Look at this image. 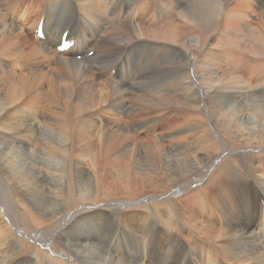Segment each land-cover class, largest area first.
I'll return each mask as SVG.
<instances>
[{
  "label": "bare ground",
  "instance_id": "obj_1",
  "mask_svg": "<svg viewBox=\"0 0 264 264\" xmlns=\"http://www.w3.org/2000/svg\"><path fill=\"white\" fill-rule=\"evenodd\" d=\"M194 1L195 8L190 9V5L194 4L190 0H0V83L5 84L11 95L0 103V115L19 110L29 118L25 123L26 133L8 135L25 141L30 154L38 157L35 158L38 165L40 157L53 158L61 164L66 163L73 150L97 148L99 166L104 167L103 164L108 165L106 157L110 156L115 142L113 134L131 140L119 151L126 158L140 156L146 146L154 143L159 146L157 155L168 170L169 189L163 190L160 182L153 185V195L148 197L151 204H144L143 209H153L158 203L164 211L160 222L167 230L169 259L163 264H264V201L260 199H264V109L255 108L251 112L249 107L253 104L247 106L251 100L256 102L259 99L256 97L262 94L254 96L243 92L247 85L232 92L230 84L222 86L225 80L220 84L221 88L212 86L210 90L213 94L206 98L198 95L202 89L198 85L195 89L198 96L191 100L188 97H191L194 88L183 84L188 83V72L198 61L199 52L195 51L192 55L189 47L195 50L200 46L204 49L212 46L214 33L222 26L226 29L232 27L233 31L236 18H247L249 15L262 17L257 27L247 23L249 30L254 29L252 35H258L261 45L259 41H254V37L250 41L251 47L246 50L264 57V0ZM8 15H11L10 19ZM42 20L44 40L37 36L36 40H32L21 29L32 25L36 31ZM238 23L241 25L242 22ZM64 31H69L75 46L60 53L57 47ZM242 33L239 31V36H233L235 39L230 44L227 39L226 47L241 44L245 38L241 39ZM91 52L94 55L89 56ZM205 77L206 74L200 75L202 81ZM221 89L229 92L221 93ZM203 101L217 105L218 109L206 108ZM180 104L182 108L179 110ZM76 113L79 115L75 116ZM104 114L110 115L113 120L104 117ZM137 117L139 120L128 122L129 118ZM226 119L234 136L223 130L222 122ZM50 120L56 122L57 137L44 139V133L51 129ZM90 122L102 124L99 127L102 150L89 138L96 132L95 127L87 130ZM161 129L172 132L161 134ZM73 137L77 141L86 139V143L90 139L92 142L84 143L85 146L78 142L80 147L77 145L79 148L74 149L76 140ZM36 150L40 151L38 155L34 154ZM38 165L37 169L46 172ZM67 165L72 176L73 167L70 163ZM179 166L191 169L197 178L180 182ZM95 172L97 174V170ZM14 174L25 175L16 168L11 175ZM95 179L97 181V176ZM35 180L38 186L40 182L36 176ZM95 183L88 185L95 187ZM71 185L61 190L60 197L57 195L54 199L60 201L67 191L74 198ZM19 195L27 213L29 207L26 205L31 203L30 191L26 194V190H22ZM74 200L69 204L72 205ZM128 203L133 204V201ZM35 205L41 207L38 202ZM83 208L70 214V221L88 211L113 209V203H107L103 209L93 205ZM152 209L150 213H153ZM73 210L57 211L53 215ZM159 214L162 217V213ZM9 216L0 207V221L9 222ZM35 216L38 226L34 227L47 225V222H41L40 213ZM138 223L140 225L139 219ZM126 228L129 227L126 226L125 231ZM32 230L28 227L17 229L15 238L23 246L31 245L30 239L38 234L34 230V235ZM95 241L96 237L91 247L89 242L76 239L77 248L70 251L73 253L72 258L69 257L71 264H79L77 260L81 258L87 260L89 255L86 256V253L92 249L102 254L89 259L93 264L107 263V259L110 264H116L115 256L104 247H96ZM45 246L48 250L44 253L35 250L45 256L39 259L63 264L66 251L61 248V243ZM4 254L0 252V264H7L9 258ZM155 259L150 254L148 263L141 261L139 264H156L158 260Z\"/></svg>",
  "mask_w": 264,
  "mask_h": 264
},
{
  "label": "rangeland",
  "instance_id": "obj_2",
  "mask_svg": "<svg viewBox=\"0 0 264 264\" xmlns=\"http://www.w3.org/2000/svg\"><path fill=\"white\" fill-rule=\"evenodd\" d=\"M194 2H195L194 0H190L191 4ZM195 4L196 3H194L193 6L190 5V9L195 8L194 6ZM10 17L11 15L10 16L8 15V19H10ZM242 18L244 20L246 19V21H243ZM242 18L241 17L240 19L236 18L237 24L236 23L235 24L238 26H236L235 24L233 26V29L235 28L234 30H237L236 29L237 27L239 28L236 31V33H234L235 32L234 30L232 31V27L231 29H229V27L226 29V26H222L219 31L214 33L213 35L214 38L211 41L212 46L206 47L205 49L200 46L199 49L195 48V50H193L194 48L191 49L189 47V50L192 55L195 51L197 53L199 52V54L197 56L198 61H196L195 66L188 72L189 73L188 77H190L187 80L188 83H183L186 85L190 84L194 88L193 94L191 95V97L189 96L188 99L197 97L198 95H201V98L202 97L206 98L208 95L213 94V92L210 90L212 86L218 85V87L221 88L220 84L226 80V82L223 83L222 86H224L225 84H230L231 87H233V89L231 90L232 92H236V90H242L244 86L247 85L246 86L247 88H244L245 91L243 92H248L249 94H252L254 96H256L258 93H261L262 96L256 97L259 98L257 99L256 102L251 100V104L248 103L247 106L248 105L251 106L253 104L251 107L248 106L249 108L252 109L251 112H254L256 110L255 108L258 109L263 107L262 109H264V89H263L264 88V61H263L264 57L262 55L259 57L257 55L250 54L251 53V52L249 53L250 50L249 51L246 50V48L251 47L250 41L253 40L254 37H255L254 41H259L257 40L258 35H252L254 29L249 30L247 28V23L250 22L252 23L253 26L257 27L260 24L262 17H259L257 15L256 16L249 15L247 16V18L246 17H242ZM227 22L229 21H226V23ZM238 22H242L241 25ZM242 25L245 26L243 27ZM21 29L23 30V32H25V34L27 33L29 35L30 39L36 40L37 30L34 31L32 29V25L23 26V28ZM229 30L231 32H229ZM244 30L246 31L244 32ZM239 31L240 32L243 31L240 37L241 39L245 37L244 38L245 40L242 39L241 44H238V46H236L237 44H235L232 45V47H230V45L229 47H226L228 46V43L229 44L232 43L233 40L235 39L233 36H239L241 34V33L239 34ZM243 34L245 36H243ZM227 36H229V38H226ZM223 38L224 39L226 38L225 42ZM227 39L229 40L232 39V41L230 42L228 40V43H226ZM222 43L225 44L223 45L225 46L224 48L225 50L222 47ZM258 43L259 45H261L260 41ZM192 44L195 45V42H193ZM214 46L215 47L217 46L216 47L217 49L214 48ZM202 55L204 56L202 57ZM248 59L250 62L248 61ZM260 61H263V63ZM252 62H253V66H252ZM201 74H206L207 76L203 81L200 78ZM238 83L241 84V87H239L240 84ZM198 85H200L202 89H201V93H199L196 96L195 89ZM0 89H1L0 103H3L4 100L10 97L11 95L4 83H0ZM223 90L221 91V93L229 92L228 90L225 89ZM204 94L207 95L205 96ZM258 100L260 101V103ZM204 101H203V106H205L206 108L218 109L217 105L205 104ZM256 103L259 104L256 105ZM181 108H182V104H180L179 110ZM10 114H12V116H10ZM22 114L24 115V113L20 112L19 110H16L14 112H10L9 114L0 115L1 130H2L0 131L2 133V134L0 133V207L4 208L10 214L9 222L0 221V252L2 254L5 253L4 255L7 258H9L8 260L11 261L10 262L7 260L6 263L7 264H56L55 262H52L49 259H47V261L45 258L43 260L39 259V257L42 256L41 258H43L45 256H43L41 253H36L35 250L39 249L44 253L45 252L44 250H48L45 244L54 246V244L56 243H61L62 246L61 248L66 251L64 254L67 255V256L63 255V260H64L63 264H69V263L71 264L70 259L73 256V253L71 254V252L73 251L72 248H77L76 239L79 238L82 239L84 242L87 241L90 243V246L92 247L94 237L97 238V241H95L96 247H102V248L104 247L103 248L104 250H106L113 257L115 256L116 264H139L141 261L143 263H148L147 260L150 254L153 255L154 259L156 258L155 261L158 260L156 261V264H163L164 261H166L167 263L169 259V253L167 247L168 246L167 230L166 228L163 227L165 225L160 222V220L164 218V211L157 202L155 203H157V206L158 205L160 206L158 207L160 209H158L157 206H155L156 209L155 208L143 209L144 204L147 203L151 204V202L148 200V197L153 195V191L151 189L153 185L160 182L163 190L169 189L168 170L166 168V164L157 155L160 152L159 146L155 145L154 143L149 144L148 146L145 147L144 152L140 156H137L133 159L126 158L123 157L121 153H119V151L124 145L129 143L131 140L127 139L126 137L119 136L118 134H113L115 138V142L111 146L110 156L106 157L108 161V165H106V163L104 162L105 163L103 164L104 167H100L97 148L81 151L83 148L81 149L79 148L80 146L78 145V142L80 144L81 143L84 144L86 139L84 141L83 140L80 141L78 139L79 141H77L76 137H73L74 138L73 140H76L74 142L77 143V144L75 143L74 149H76L79 146L78 148L80 150L79 149L73 150L72 155L67 157L66 163L59 164L53 158L52 160H50V158L48 157H40V164L38 165L37 161L35 160V158L38 157L30 154L29 151L31 150L27 148L26 143H24L25 141L12 139L8 135L22 131L23 132L21 134L26 133L25 126L29 118H26V115H24L25 116L24 117ZM78 115L79 113L75 114V116ZM103 116L113 120L110 115L104 114ZM12 117H14V119ZM135 119L139 120L138 117L129 118L128 122H132ZM17 122H19L20 124H18ZM50 124H51V129L48 130L47 133H44L45 135L44 139H54L55 137H57L55 135L56 122L50 120ZM222 124H223V130L228 134L234 136V131L231 127L229 120L226 119V122H222ZM101 125H102L101 123L90 122L86 126V128L88 131H91L92 127L96 128V132L93 135L89 136V138L93 139L92 141H95L96 145L102 150V147L100 146L102 143L101 135L99 133L100 132L99 127ZM106 125L108 126V124ZM171 132L172 130L169 129L160 130L161 134H169ZM44 139H42L43 143L46 144L44 142ZM90 139H88L85 144L92 142ZM166 139H168V137ZM139 140H145V139H139ZM34 152H36L34 154L38 155L40 151L38 152V150H36ZM67 163H70L73 167L72 176H70ZM36 165H38L42 170L51 173L53 176L50 177L46 172L40 171L39 169H37ZM14 168L24 173L25 175H20V174L11 175ZM95 170H97V174ZM179 174H180L179 175L180 182L197 178V176L193 174L191 169L182 166H179ZM35 176L37 177V180L40 182L38 186L35 184L36 181ZM96 176L98 178L97 181L95 179ZM94 182H96L94 184L95 187H90L88 185V183L93 184ZM69 184H72L70 190L73 193H75L74 198L73 196H71L70 192L67 191L62 194L60 201H56L54 198L57 197V195L59 196L60 191L65 190ZM22 190H26V194H28L30 191L31 203H28L29 206L26 205L27 207H29L27 213H25L22 205L23 203L20 201L21 196L19 195V192ZM176 191L178 190H175V192ZM180 197L181 196H178L177 198ZM72 199L75 200L74 203L70 205L69 203L71 202ZM260 199L261 202L262 200L264 201V199L262 198ZM129 200L133 201V204L128 203ZM36 202L40 203L41 207H36L35 205ZM109 202L113 203V209L99 210L96 212L88 211L76 215V217L72 219V221H70L68 217L70 214H73V212H78L79 210L84 209L83 206L93 205L96 206L97 209H103L105 205ZM66 209H74V210L69 211L68 213L53 215L56 214L57 211L62 212L63 210ZM150 209H152L154 214L150 213ZM37 213H40L42 216V218L40 217L41 222H47V225L34 227V226H38V223L36 221L37 215L35 216V214ZM90 213H92L91 217L89 216ZM159 213H162V217ZM65 214L68 215L65 216ZM48 215L51 216L48 217ZM131 215L133 217H131ZM157 218H159L158 219L159 221L157 220ZM127 219H129L130 221H127ZM138 219L140 225L138 223ZM48 221L49 222L51 221L52 223H49ZM121 222L125 224H122ZM126 223L129 224L126 225ZM156 224L162 226L160 227ZM126 226H128L129 228L128 229L126 228L127 230L125 231L124 228ZM27 227L29 230L31 228L34 229L36 232H38V234L30 239V242H32L31 245L23 243L24 246H26L24 247L22 245V242L15 238L16 236L15 230L17 231V229L27 228ZM54 228L57 229L55 230ZM79 229H81L82 231ZM34 230H32V232ZM79 233H81L82 235ZM56 235H58L59 237ZM164 235H166V238L164 237ZM33 238L35 239V241ZM53 238L55 239L53 240ZM156 240H158V242H156ZM45 241H47V243H45ZM105 242L106 244H104ZM19 243L21 245H19ZM66 244L67 246H65ZM152 249L154 251H152ZM162 250H165L166 252ZM98 251H96V249H92L91 252L86 253V256L89 255L87 256V260L81 258L77 260V262L79 264H93L91 261H89V259L97 258L99 255L102 256V254L99 253ZM104 264H110V261L107 259V263L105 262Z\"/></svg>",
  "mask_w": 264,
  "mask_h": 264
}]
</instances>
